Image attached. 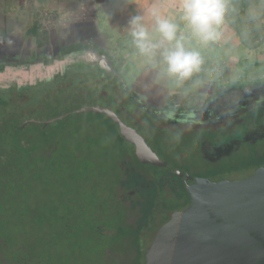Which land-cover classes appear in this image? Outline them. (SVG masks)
Here are the masks:
<instances>
[{
  "label": "rangeland",
  "instance_id": "1",
  "mask_svg": "<svg viewBox=\"0 0 264 264\" xmlns=\"http://www.w3.org/2000/svg\"><path fill=\"white\" fill-rule=\"evenodd\" d=\"M58 19V14L49 13L35 16L30 22H0V58L4 61L11 60L13 63H30L33 62L32 56L42 57L47 51L52 57L69 43L75 44L76 39L72 40L73 38L66 36L69 28L64 30L61 25L64 21ZM174 21L180 24L182 30H185L182 21L179 19ZM256 21L257 16L250 25H255ZM2 25L5 26L2 27ZM104 25L105 22H102L94 32L89 30V33L84 34V39L94 42L107 52L111 62L118 67L127 87L131 88L151 110L190 109L203 104L217 90L264 82V43L254 48L244 47L226 20L219 29L221 37L217 42L204 45L195 37H189L186 40V47L200 50L205 60L203 66L205 70L198 76L202 84L196 88H190L189 85L176 88L167 80H162L159 84L154 83L155 71L148 66L144 57L133 54L130 34L126 32L119 34L116 30ZM73 66H75L74 74L67 85L56 89L50 88L49 91H43V84L29 88L34 101L31 102L32 105L29 102L26 108L27 100L17 103V108L22 110V116L27 115L31 119L48 121L85 105H102L109 108L116 107L128 125L137 129L139 127L149 133H159L162 136L165 135L162 131L167 130L166 136L172 137L177 127L184 134L204 127L162 123L153 119L137 107L132 108V104L128 102L119 85L108 87L105 86L106 82L93 77L92 73L96 74L100 71L95 65L80 61ZM0 69L3 68L0 67ZM83 75L87 77L83 78ZM10 110L11 108L7 107V112ZM21 110L9 116V119L20 118ZM259 112H264V102L259 104ZM96 119L102 120L99 114L95 113L74 114L48 126L43 125L42 131L45 137L34 136L32 133L20 134L17 136V141L23 138L29 139L28 155L25 154V149L21 150L19 147L16 149L11 143L9 138L13 137V133L7 127L9 135L8 138H1L2 146L7 152L12 153L13 157L10 158L7 155L4 158L6 166L0 173L2 178L0 183L1 264H64L62 261L68 259V255H60L59 247L56 248L58 252L54 250L51 244L53 240L50 239L56 234L57 226L54 220L58 219L60 205L64 204V196L61 194L70 191L73 188H71L72 184L76 187L77 178H85L89 181L99 176L104 164L103 155L110 150L108 132L101 127L92 129L87 126L90 121ZM242 121L241 111L238 116L229 120L225 119L223 125L229 131L236 125L246 122ZM209 128L216 129V127ZM16 129L21 128L19 126ZM241 133L242 131L234 130L233 136L229 133L223 138L222 135H216L212 140L205 139L199 142L198 138H193L188 144L190 152H187L186 146L178 147L179 150L186 151L185 159L188 163L202 164V159L197 158L199 151V157L210 163H220L225 158V163L236 162L228 161L230 154L240 150L243 152L244 148H247L244 146L245 142L254 145L256 141L263 139L264 123L246 136ZM92 134L97 136L94 141L92 138L87 139ZM51 137L57 138L56 142L61 148L55 152L53 150H48L46 153L31 152L32 145L47 144V140ZM88 146L92 147L87 149ZM52 151L54 154H51ZM43 160L48 162L38 164ZM123 166L125 167L126 164ZM81 167H84L86 171L80 170ZM38 175H41L40 181H37ZM67 184L70 186L68 190ZM141 204L142 206L144 204L142 198L135 200L134 204H128L132 210L129 211L128 216L130 223L134 222ZM112 257L114 258L113 255ZM115 258L122 259L120 256ZM131 259L127 257L121 262L130 264Z\"/></svg>",
  "mask_w": 264,
  "mask_h": 264
},
{
  "label": "trees",
  "instance_id": "2",
  "mask_svg": "<svg viewBox=\"0 0 264 264\" xmlns=\"http://www.w3.org/2000/svg\"><path fill=\"white\" fill-rule=\"evenodd\" d=\"M227 3L228 11L225 20L240 39L241 44L246 48H254L264 43V0H229ZM249 9H253L256 13L255 25H250L254 19L249 16ZM98 69L100 70L98 73H92L93 77L106 82L105 86L108 87L119 85L128 102L133 105L132 100H130L131 96H127L120 79L113 73L103 71L100 67ZM83 76V78L87 77V75ZM63 81L67 82L68 80L63 79ZM31 87L34 86L19 87L16 83H12L6 88L0 84V173L6 166L4 158L7 155L10 158L13 157L12 153L7 152L2 146L1 138H8L9 135L7 127L13 133V137L9 138L11 143L16 149L18 147L21 150L25 149L27 155V147L30 148L29 139L23 138L21 141H17V136L23 133L26 135L32 133L34 136L40 137L46 136L42 131V124L33 125L30 123L22 128L23 131L16 129L26 120L31 119L30 116H22L21 108H19L21 110L20 118L9 119V116L19 112L17 103L27 100L25 108L28 107L29 102L32 105L31 102L34 100L29 93ZM7 107L11 108L8 112ZM110 108L121 116L116 107ZM248 111L250 112L247 113ZM99 116L102 120L90 121L87 126L92 129L101 127L108 132L110 150L103 155L104 164L102 167L105 168L101 167L100 175L91 178L89 181L85 178H77V186L74 187L72 184L71 188H73L70 191L61 194L64 196V204L62 203L60 208L58 207L59 217L54 220L57 226V235L55 234L50 239L53 240L51 244L55 251L59 247L60 255H68V259L62 261L64 264H125L121 261L127 257L132 258L130 264H145V250L151 244L154 234L170 219L174 211L183 210L191 204L195 186L187 187L180 178L166 169L141 164L134 154V146L121 137L119 127L106 116ZM152 118L162 123H168L159 116H152ZM242 120L246 122L242 121V124L236 125L229 131L225 127L211 130L204 126L202 129L184 134L177 127L175 132L181 133L180 139L182 141L174 140L173 135L167 137V130L162 131L165 134L162 136L159 133L146 132L139 127L138 129L162 159L188 171L193 176L210 178L217 182L227 178H247L253 175L258 168L264 166V138L256 141L254 145L245 142L244 146L247 148H244L243 152L240 150L230 154L228 161H236L230 163H225L226 158L220 163H210L199 157L200 151L197 158L202 159V164L188 163L185 159L186 151L179 150L178 146H186L187 152H190L188 144L193 138H198V142L205 139L212 140L216 135H222L223 138L228 133L233 136L234 130L242 131L246 136L247 133L254 131L264 123V112H259L258 104L242 111ZM33 135L31 136L33 137ZM91 136H88L87 139L92 138V141L97 139V136L93 134ZM56 140L57 138L51 137L47 140V144L32 145L31 152L46 153L48 150L55 152L61 148ZM90 147L92 146H88L87 149ZM53 151L51 154H54ZM47 162L48 160H43L38 164ZM124 164H126L125 167ZM80 170L86 171L84 167H81ZM36 177L37 181L41 180V175ZM0 183H2L1 177ZM69 187L67 184V190ZM139 198L144 199V204L143 206L141 204V209L138 211L134 222L130 223L128 216L131 209L128 204H134L135 200ZM116 256H120L122 259H116ZM3 260L5 259L3 258ZM1 262L0 258V264Z\"/></svg>",
  "mask_w": 264,
  "mask_h": 264
},
{
  "label": "water",
  "instance_id": "3",
  "mask_svg": "<svg viewBox=\"0 0 264 264\" xmlns=\"http://www.w3.org/2000/svg\"><path fill=\"white\" fill-rule=\"evenodd\" d=\"M99 56L98 66L117 76L123 89L129 92L123 78L110 66L108 56ZM3 72L4 69H0V82L4 81ZM260 94L264 95V82L254 85L249 93L252 97ZM143 108L155 116L166 112L173 117L176 112ZM85 113L104 115L115 123L121 137L134 146V154L141 164L166 169L187 187L195 186L191 204L174 211L155 233L145 250V264H264V166L243 179L215 182L193 176L162 159L139 129L102 105H85L48 121L30 119L20 128L30 123L48 126L70 115Z\"/></svg>",
  "mask_w": 264,
  "mask_h": 264
},
{
  "label": "clouds",
  "instance_id": "4",
  "mask_svg": "<svg viewBox=\"0 0 264 264\" xmlns=\"http://www.w3.org/2000/svg\"><path fill=\"white\" fill-rule=\"evenodd\" d=\"M179 8V20L183 22L185 30L156 9L151 11L154 18L152 31L158 34V38L144 23L142 13L130 18L127 30L133 54L144 57L148 66L155 71L154 83L167 80L176 88L185 85L196 88L202 84L198 76L205 70V60L200 50L186 47V40L195 37L204 45L217 42L221 37L219 29L225 21L228 3L227 0H179ZM248 14L256 19L253 9H249ZM180 137L179 131L173 135L176 141Z\"/></svg>",
  "mask_w": 264,
  "mask_h": 264
},
{
  "label": "flooded vegetation",
  "instance_id": "5",
  "mask_svg": "<svg viewBox=\"0 0 264 264\" xmlns=\"http://www.w3.org/2000/svg\"><path fill=\"white\" fill-rule=\"evenodd\" d=\"M78 31L79 33H83V35L80 36V40L84 39L83 36L85 33H89V30L84 31L80 29ZM95 46L96 45L92 42L87 46L69 43L65 48H61L59 53L54 54L52 57L49 56L47 51L42 57H37L36 55L32 56L31 59L33 62L30 63H13L11 60L4 61L3 58H0V67L4 69L3 74L5 75L3 78L4 81L0 82V84H3L6 88L12 83H16L19 87L43 84V86H45L42 88L43 91H49L50 88L56 89L60 86L67 85L69 81L72 80L69 76L74 70L73 65H76V63L80 61L88 64L91 63L98 68L100 56ZM111 65L113 66V64ZM114 68L118 75L123 77L115 66ZM63 79H67L68 81L64 82ZM100 81L102 82V80ZM253 86L254 85L231 86L222 90H217L200 106L190 109H176L173 117L163 112L159 118H162L164 122L182 126H207L208 128L224 127L223 123L225 119L228 118L229 120L230 118L238 116L241 111H245L250 107L264 102V95L262 94L258 95L259 97H252L249 95V93L252 92ZM128 90L129 92L126 91L127 96L135 97L134 99L130 97L134 106L150 116H155L144 110L143 107L145 103L139 99L131 88H128ZM133 105H131L132 108L134 107ZM202 189L205 190L206 187H202Z\"/></svg>",
  "mask_w": 264,
  "mask_h": 264
},
{
  "label": "crops",
  "instance_id": "6",
  "mask_svg": "<svg viewBox=\"0 0 264 264\" xmlns=\"http://www.w3.org/2000/svg\"><path fill=\"white\" fill-rule=\"evenodd\" d=\"M153 9L172 20H177L180 16L179 0H0V22H30L38 15L58 14L60 21H64L61 24L63 29L69 28L66 36L73 38L72 40L76 39L75 45L87 46L91 42L85 40L86 38L80 40L83 33H79L78 30L94 32L100 23L105 22L104 27L108 26L119 34L129 33L128 21L132 16L141 13L152 35L158 37V34L152 31L154 18L151 11ZM110 35L112 36L111 32ZM95 47L99 54L108 56L109 64L114 68L115 65L110 62L107 52L97 45ZM115 67L119 70L117 66ZM73 68L75 69V66ZM73 74L74 71L69 77Z\"/></svg>",
  "mask_w": 264,
  "mask_h": 264
}]
</instances>
